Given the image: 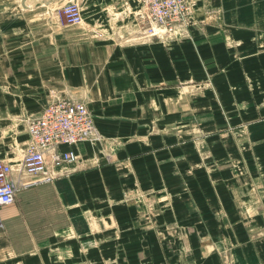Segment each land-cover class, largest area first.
I'll use <instances>...</instances> for the list:
<instances>
[{
	"label": "crops",
	"instance_id": "obj_1",
	"mask_svg": "<svg viewBox=\"0 0 264 264\" xmlns=\"http://www.w3.org/2000/svg\"><path fill=\"white\" fill-rule=\"evenodd\" d=\"M67 1L0 0V159L51 93L86 101L101 139L0 208V264H264V0H194L187 31L150 41L139 0H82L80 27ZM142 209L182 216L129 237ZM110 217L122 249L99 254Z\"/></svg>",
	"mask_w": 264,
	"mask_h": 264
},
{
	"label": "built area",
	"instance_id": "obj_2",
	"mask_svg": "<svg viewBox=\"0 0 264 264\" xmlns=\"http://www.w3.org/2000/svg\"><path fill=\"white\" fill-rule=\"evenodd\" d=\"M147 23L139 30V40L172 38L191 16L194 0H139ZM60 18L69 24L84 20L78 0L65 3ZM29 142L17 160L0 159V208L12 204L25 188L52 182L55 167L78 161L73 146L84 139H98L95 120L86 101L51 93L43 111L26 119ZM0 227L2 222L0 219Z\"/></svg>",
	"mask_w": 264,
	"mask_h": 264
},
{
	"label": "rangeland",
	"instance_id": "obj_3",
	"mask_svg": "<svg viewBox=\"0 0 264 264\" xmlns=\"http://www.w3.org/2000/svg\"><path fill=\"white\" fill-rule=\"evenodd\" d=\"M69 1H71V0H68L67 2H69ZM78 1L80 2L81 6L83 8V5L81 3L82 0H78ZM60 11L61 10L58 11V16H59V19H60L62 24L75 25L77 27H80V25H84V22H82L80 24H69V23L63 22L60 18ZM190 17L186 21V24H184V26L180 28L181 29L180 31H187V29H188L187 27L191 24ZM98 138L101 139V134L99 132H98ZM92 140H95V139H92ZM147 203H153V198L148 199ZM125 210L129 211V209H125ZM163 210L165 211L166 209H142V211L138 212V215H137V213H133V212L128 213V215H129L128 221L130 224L129 227H131L129 237L135 236L136 231L134 233L133 230L134 229L137 230L138 224H140L139 225L140 226V233L145 234V236L147 238H153L154 236H156V237L168 236V235H166L167 232H169L167 229L168 228L167 225L171 224V223H169V221L174 219L173 221H175V222H173V223H176L179 221V220H176L178 218V216L180 217L182 215L176 216V214H174V213H172L171 215L170 214L163 215L164 214ZM138 217H139V219H138ZM164 222H167V224H162V225L160 224V223H164ZM122 223H119V221L116 218L113 219L112 217H110V219L104 218V219H101L98 221L97 228H95V230L93 231V233H94L93 237L98 240L96 242V245H97V250H98L99 254L114 253V252L118 253L116 250L120 251L122 249L121 245L116 244V241L119 239L121 240L123 237V235H122L123 232H121L122 231V228H121ZM160 225L163 228L162 230H160V228H159ZM166 229H167V231H166ZM111 238H113L115 240L114 241L115 243L113 245L109 242ZM106 240L108 241L107 243H110V244H105ZM149 248L150 247H147V251H146L147 253L149 252V250H148ZM67 252H69V250H67ZM82 252H88V250L86 251L85 249H83ZM100 264H121V263L115 260V261L103 262Z\"/></svg>",
	"mask_w": 264,
	"mask_h": 264
}]
</instances>
